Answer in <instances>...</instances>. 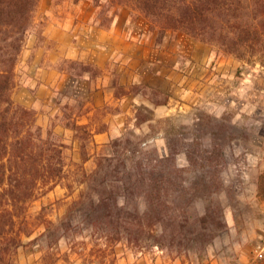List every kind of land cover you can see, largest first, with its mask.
<instances>
[{"label": "rangeland", "instance_id": "rangeland-1", "mask_svg": "<svg viewBox=\"0 0 264 264\" xmlns=\"http://www.w3.org/2000/svg\"><path fill=\"white\" fill-rule=\"evenodd\" d=\"M130 7L119 5L103 28L92 0L37 3L11 98L60 136L64 166L17 210L32 232L14 261L246 264L264 237V56L240 59L180 29L157 40L158 24ZM65 121L85 124L86 138ZM90 173L164 177V210L177 208L181 224L175 237L167 220L163 246L148 244V233L140 244L116 241L81 217L47 230Z\"/></svg>", "mask_w": 264, "mask_h": 264}, {"label": "trees", "instance_id": "trees-1", "mask_svg": "<svg viewBox=\"0 0 264 264\" xmlns=\"http://www.w3.org/2000/svg\"><path fill=\"white\" fill-rule=\"evenodd\" d=\"M38 1L0 0V264H16L14 255L25 245L22 235L32 232L26 222L18 221L17 210L35 197L41 185L59 178L64 166L60 136L51 129L44 131L36 123L34 112L11 98L15 66ZM92 1L97 10L93 22L99 27L111 26L119 5L133 6L145 19L158 24L157 40L166 29H180L240 59L264 56V0ZM80 66L82 71L88 70ZM64 126L80 140L86 138L85 124L65 121ZM95 156L99 164L105 160L102 155ZM87 178V189L71 202L64 216L58 222L45 221L47 230L51 226L59 229L81 217L86 230L100 229L105 237L113 235L116 241L140 244L148 233L152 238L149 242L145 239L148 244L163 246L160 239L167 237V220L172 225L169 236L175 237L176 226L181 224L177 208L164 210L168 207L160 193L164 177L90 173ZM191 218V225L199 222V217ZM133 233L136 236L132 237Z\"/></svg>", "mask_w": 264, "mask_h": 264}, {"label": "built area", "instance_id": "built-area-1", "mask_svg": "<svg viewBox=\"0 0 264 264\" xmlns=\"http://www.w3.org/2000/svg\"><path fill=\"white\" fill-rule=\"evenodd\" d=\"M246 264H264V237L252 249L251 256L249 257Z\"/></svg>", "mask_w": 264, "mask_h": 264}, {"label": "crops", "instance_id": "crops-1", "mask_svg": "<svg viewBox=\"0 0 264 264\" xmlns=\"http://www.w3.org/2000/svg\"><path fill=\"white\" fill-rule=\"evenodd\" d=\"M48 36L50 37L51 35L49 34Z\"/></svg>", "mask_w": 264, "mask_h": 264}]
</instances>
